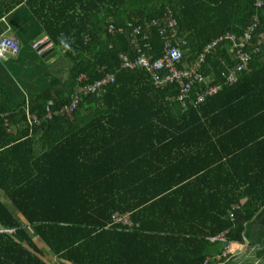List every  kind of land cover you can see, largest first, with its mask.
<instances>
[{
  "label": "trees",
  "instance_id": "16d2710c",
  "mask_svg": "<svg viewBox=\"0 0 264 264\" xmlns=\"http://www.w3.org/2000/svg\"><path fill=\"white\" fill-rule=\"evenodd\" d=\"M4 1L0 36L5 17L22 45L0 58V264H232L238 219L264 208V0ZM249 31L250 69L226 84V36ZM221 37L185 105L123 65L173 45L189 68Z\"/></svg>",
  "mask_w": 264,
  "mask_h": 264
},
{
  "label": "built area",
  "instance_id": "2783aa9c",
  "mask_svg": "<svg viewBox=\"0 0 264 264\" xmlns=\"http://www.w3.org/2000/svg\"><path fill=\"white\" fill-rule=\"evenodd\" d=\"M171 25L175 26L176 22L172 21ZM111 31L112 32L115 31V26L111 28ZM134 31L136 33H140V28H136ZM120 32L122 31L120 30ZM251 36H252V31H249L246 34V40L244 44H241L239 46L234 45V49H237V51L235 50V53H237V58L238 60L241 61V63L236 70H231L229 74L226 75V84L232 85L237 81L241 73H243L245 70L250 69L252 59L249 56V54L244 53V51H247L246 45L251 39ZM226 37L229 41L232 42V44H235L236 37L234 35H227ZM223 40H224L223 37H221V39H219L217 42H214L213 44L208 46L205 49L204 54L200 56L199 60L189 68L180 69L178 67V65L181 64L184 58V52L181 50L180 47H175L173 45H169L166 49L164 56L156 60L155 62H153L150 57L143 54L135 62H131L128 58L123 57L124 60L123 65L125 67H129L130 69H134L139 66L148 67L156 79L155 84L159 88H164L170 84L179 83L181 86V93L179 99L183 102V105H185L186 102L185 99L187 98L192 86L198 80H203V77L199 71L201 68V63L204 61L205 57L209 55L211 51H214L215 47ZM19 50H20V44L16 40L10 39V37H6V36L0 40V58H6L10 54L12 55L18 54ZM164 69H168L169 73H167L164 78H161L160 72H162ZM113 80H114L113 75L108 74L103 80L97 81L93 85L88 84L83 86L81 88V91L84 93L102 92L105 90V87L107 85L113 82ZM221 88L222 87L220 85L209 87L205 91L206 93L198 95V102H202L205 96L209 94H214ZM73 109H74L73 107L70 108V111L72 112ZM235 208H237V206ZM231 218H233L232 215ZM216 238H219V240H224V234H221ZM211 240H214V237H211Z\"/></svg>",
  "mask_w": 264,
  "mask_h": 264
},
{
  "label": "crops",
  "instance_id": "0c3cea01",
  "mask_svg": "<svg viewBox=\"0 0 264 264\" xmlns=\"http://www.w3.org/2000/svg\"><path fill=\"white\" fill-rule=\"evenodd\" d=\"M7 1L10 2L11 0H7ZM8 2L4 1L3 9H6L7 5L9 4ZM1 22L2 24H5V28H7L1 36L10 37V39H14L18 43L21 44L20 40L15 35L14 31L11 29L12 27L9 24L8 19L4 17L1 20ZM7 23L9 25H7ZM1 36H0V39H1ZM45 40L42 42H37V44L43 47V48H39L40 50H47L48 48H50L51 44L49 46H46L44 44ZM40 53H43V52H40ZM19 55H20L19 53L15 55L10 54L6 58H2V59H5V61H7L10 58L11 59L17 58ZM55 55L56 53L53 52L52 56L55 57ZM60 77L65 78L66 74H61ZM241 106L244 107L246 105L241 104ZM255 127L259 129L260 126H255ZM213 128L216 129L217 126L213 125ZM197 144H198V141H197ZM227 144H228V141H227ZM227 144H224V145L229 146ZM234 144H236L235 141L231 140V148H233L232 146ZM0 196H2L1 193H0ZM241 201H243V204H245L248 202V198H244ZM9 205L11 206L10 203ZM238 223H239V228H238L237 233H235L237 240H235L234 238V240H232L229 243V245L226 248V252L224 253V256L226 254L227 256L230 255L231 258L234 257V261L232 264H264V208L257 215H254L252 217H243V218L238 219ZM216 237H214V240L212 241L217 240ZM210 240H211V237H210ZM221 241L223 242V244H225L226 238L224 237V240H221ZM249 245H252V247H250ZM238 246L240 248L237 250H234ZM214 260H221L220 255H218L217 258ZM229 261H231V259H229ZM55 262H56V258H55Z\"/></svg>",
  "mask_w": 264,
  "mask_h": 264
},
{
  "label": "rangeland",
  "instance_id": "374dc122",
  "mask_svg": "<svg viewBox=\"0 0 264 264\" xmlns=\"http://www.w3.org/2000/svg\"><path fill=\"white\" fill-rule=\"evenodd\" d=\"M236 37V36H235ZM251 39H252V36H251ZM251 39L249 40V42L247 43V45H246V47H247V49H248V46H249V43H250V41H251ZM245 40H246V36L244 37V39H241L240 41H237V40H235V44H232L233 45V47H232V49H233V51L234 50H236L237 51V49H234V45H237V46H239V45H241V44H244L245 43ZM37 46L39 47V48H43L42 46H40L39 44H37ZM234 54H237V53H235V51H234ZM50 57H48V58H50V60L51 61H54L55 60V57L54 56H52V54L51 55H49ZM202 56V55H201ZM200 58V57H199ZM199 60V59H198ZM197 60V61H198ZM205 60V59H204ZM196 61V62H197ZM20 69H22V67H19ZM23 68H28V66L26 65V67H23ZM19 70V69H18ZM89 79L88 78H85V76H83V75H81L79 78H78V81L79 82H86V81H88ZM7 203H9L8 201H7ZM241 204H243V201H241ZM236 206H234L233 208H235ZM231 213V212H230ZM17 215L19 216L20 214H18L17 213ZM20 218H22V216L20 215L19 216Z\"/></svg>",
  "mask_w": 264,
  "mask_h": 264
},
{
  "label": "clouds",
  "instance_id": "9594fccd",
  "mask_svg": "<svg viewBox=\"0 0 264 264\" xmlns=\"http://www.w3.org/2000/svg\"><path fill=\"white\" fill-rule=\"evenodd\" d=\"M60 44L65 50H71L69 43L66 42L65 38H60Z\"/></svg>",
  "mask_w": 264,
  "mask_h": 264
},
{
  "label": "water",
  "instance_id": "95a60500",
  "mask_svg": "<svg viewBox=\"0 0 264 264\" xmlns=\"http://www.w3.org/2000/svg\"><path fill=\"white\" fill-rule=\"evenodd\" d=\"M48 57H50V56H48ZM48 59H50V58H48Z\"/></svg>",
  "mask_w": 264,
  "mask_h": 264
}]
</instances>
